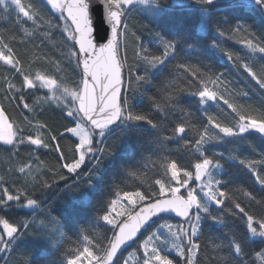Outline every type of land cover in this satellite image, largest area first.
<instances>
[{"label": "snow or ice", "instance_id": "snow-or-ice-1", "mask_svg": "<svg viewBox=\"0 0 264 264\" xmlns=\"http://www.w3.org/2000/svg\"><path fill=\"white\" fill-rule=\"evenodd\" d=\"M236 8L264 27V0H0V16L18 32L31 37L59 29L65 48L50 61L35 51L41 40L30 63L43 60L54 71L26 72L29 52L17 50L15 35L0 33L6 98L32 113L26 93L46 90L65 121L63 132L49 133L55 164L34 167L30 154L17 166L21 147L35 152L49 143L24 135L0 104V144L11 149L12 162L0 175V264H10L14 254V264H38L41 257L47 264H129L125 253L134 246L138 264H264V152L249 160L235 150H210L236 142L255 150L248 137L264 141V31L257 35L233 14ZM29 23L32 32L22 27ZM242 31L248 52L225 51L221 38ZM230 74L247 91L230 90L236 83ZM186 104L200 113L195 123ZM39 128L47 131L45 124ZM112 140L120 141L118 155ZM110 158L108 183L101 169ZM148 158L159 162L162 177L143 191L123 190ZM233 166L258 187H235L239 177L227 171ZM19 212L24 215H12ZM167 213L179 222L168 223ZM206 228L220 232L214 238L220 243L201 262ZM257 242L258 249L251 247Z\"/></svg>", "mask_w": 264, "mask_h": 264}, {"label": "trees", "instance_id": "trees-1", "mask_svg": "<svg viewBox=\"0 0 264 264\" xmlns=\"http://www.w3.org/2000/svg\"><path fill=\"white\" fill-rule=\"evenodd\" d=\"M173 2L174 0H169V3H173ZM138 7L143 8L144 6L140 5ZM233 14L241 18L242 22H246L247 24L253 25L252 30L255 31L257 35H259L261 31H264V27H262L259 19L253 13L243 8H236L233 10ZM132 23L134 24L137 23V19L134 18L132 20ZM22 27L27 28L28 32H32L30 23L28 25H22ZM4 32H7L10 36L15 35L16 41L18 42L15 45V47L17 48L18 51L29 52V56L25 58L23 64L24 70L26 72L48 71L49 74L53 73L55 67L54 64H46L43 62V60H41V62L37 64H31L30 62L32 59H34V56L32 55V52L34 50V45L40 44L41 40H43V44L41 48L35 50L38 54H40L41 56L46 55L48 57V60L50 61L61 59L59 53L65 51V48L63 47L64 40L61 35V31L59 29L47 28L42 30L40 34L29 37L26 33L22 31L18 32L16 26L6 17L0 16V33H4ZM49 32L51 33V35H48ZM150 35L151 34L149 33H145L146 37L150 38ZM244 38H248V36L247 33L243 31L237 35H233L231 38H221L223 41L222 47L225 49V51H231L233 54L244 56L248 52V50L242 47L240 44V41ZM22 41L23 43H21ZM132 55H133L132 45L130 42L128 48L129 63L132 62ZM218 70L223 71L224 69L219 68ZM5 75H9L8 70L4 66L0 65V104H3L5 106L10 121L14 122V124L16 125H19L21 128H24L25 129V132L23 133L24 135H28V134H32L34 136L40 135L43 136L45 138V141L49 143V149H39L38 151L35 152H33L32 149H30L27 146L21 147L19 149L20 156L15 158V163L18 166L21 160L27 161V158L31 154L34 167H41V164H43V166L45 167L55 164L56 153L53 147V144L55 142H51L49 140V133L51 135H56L58 132H63L62 125L65 123L63 118L60 116L59 112L55 110L56 104L54 102L50 103L49 100L45 99L46 95H48L46 90H37L35 92L30 91L26 93V97H25L26 102L29 103L31 106H33L36 109V111L29 113L27 110H24L22 106L16 107L13 102H9V100L6 98L4 94L3 87H4ZM228 79L236 81V83L229 85L230 90L235 91L238 94L243 91H247V86L241 81L239 76H236L235 74H230ZM12 82L16 83V85L19 87L20 81L18 78ZM56 95H59V93H56ZM255 100L256 98L253 97V101ZM144 103L145 104L147 103L146 98L144 100ZM184 107L186 110H190L193 113V117H195V119L193 117H188V119L192 120L193 123L196 122V119L201 118L200 113L196 112L195 107L190 106L188 104L184 105ZM222 107H224L225 109V116H226L229 110L226 109V106H222ZM41 111L43 114H41ZM217 111L218 110L215 108V106L209 108L210 114H215ZM173 119L178 120L179 117H173ZM220 119L222 122L225 121L224 116H221ZM227 119H231V117L227 116ZM40 124L47 125V131L41 130L39 128ZM191 135L192 133L189 134V136ZM248 140L250 141L251 145L254 146L255 150H253V147H249V144L242 142L221 143L210 150L224 152L225 155H228L231 151L235 150L239 158L247 157L249 160L259 159L258 153L264 152V146H262L264 145V141H261L259 136L248 137ZM58 142L66 146L69 144V138L65 137L64 140H59L58 137ZM109 146L113 150L117 151V155L119 154V149L121 147L120 141L118 140L109 141ZM170 147H177V145H170ZM10 151H11L10 148L0 144V175H3L4 170L12 166V162L9 161ZM36 157H39L38 162L35 160ZM112 159L113 158H110L109 160H106L104 162V168L101 169L102 175H106L105 170L108 168V165L111 163ZM136 159H139V157H136ZM158 164H159L158 161L154 162V158L145 159L142 162V166L140 167L138 174L136 176H130L129 178L126 179L125 185L122 186L123 190L143 191L144 188L147 187L148 185L154 184V181L156 179L161 178L163 174V169L159 168ZM227 171L231 176L239 177V179H236L234 181L235 187H242L249 191L252 190V187H258L257 185L254 184L253 178L246 170H241L238 166H233L227 169ZM106 180L108 183L111 182L110 175H106ZM78 188L81 191H83L84 184L78 185ZM12 215L23 216L24 212L13 213ZM165 220L168 223H173V224L179 222L177 218L168 217V216L165 217ZM158 222H163V221H158ZM97 231L102 233L103 229H97ZM220 231L221 232L227 231V229H221ZM218 236H220V232L216 231L215 229H208V228L205 229L204 236L201 237V251L199 253L201 262H203L205 257L209 255L215 256L216 252L214 245L220 243V240L214 238ZM256 239L258 241V238ZM171 243L172 241L169 242V248L171 247ZM65 246L67 247V245ZM134 247L133 249L129 250V252H131L132 254L129 255L128 253H125V256L127 257L128 260H131L132 264H138L139 256L134 252ZM251 247L258 249L260 245L257 242L256 244H252ZM170 258H174V254L173 257ZM14 261H15V254L13 260L10 261V264H14ZM38 264H47V258L41 257L38 261ZM257 264H259V261H257Z\"/></svg>", "mask_w": 264, "mask_h": 264}, {"label": "water", "instance_id": "water-1", "mask_svg": "<svg viewBox=\"0 0 264 264\" xmlns=\"http://www.w3.org/2000/svg\"><path fill=\"white\" fill-rule=\"evenodd\" d=\"M97 23L99 24V20H98V19H97ZM165 216L178 218V217H176L173 213H167V214H165ZM178 219H179V218H178Z\"/></svg>", "mask_w": 264, "mask_h": 264}, {"label": "rangeland", "instance_id": "rangeland-1", "mask_svg": "<svg viewBox=\"0 0 264 264\" xmlns=\"http://www.w3.org/2000/svg\"><path fill=\"white\" fill-rule=\"evenodd\" d=\"M0 228H2V226H0ZM129 264H132L131 260H129Z\"/></svg>", "mask_w": 264, "mask_h": 264}]
</instances>
